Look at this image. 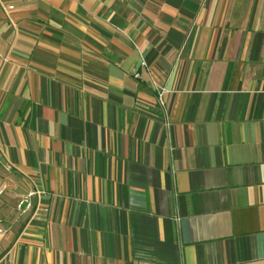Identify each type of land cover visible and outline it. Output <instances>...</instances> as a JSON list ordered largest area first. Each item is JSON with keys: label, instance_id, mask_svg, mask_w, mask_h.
Here are the masks:
<instances>
[{"label": "crops", "instance_id": "1", "mask_svg": "<svg viewBox=\"0 0 264 264\" xmlns=\"http://www.w3.org/2000/svg\"><path fill=\"white\" fill-rule=\"evenodd\" d=\"M0 166V264H264V0L0 1Z\"/></svg>", "mask_w": 264, "mask_h": 264}, {"label": "built area", "instance_id": "2", "mask_svg": "<svg viewBox=\"0 0 264 264\" xmlns=\"http://www.w3.org/2000/svg\"><path fill=\"white\" fill-rule=\"evenodd\" d=\"M0 1H13V0H0ZM15 1V0H14ZM17 1V0H16ZM20 1H28V2H33L34 0H20ZM16 8V5L11 3L8 6L9 10H13ZM138 75V74H137ZM160 89V93H159V100L161 102V104H163V94L165 93V88L163 86H159ZM5 188L0 189V196L4 193ZM44 193V191L42 189L36 188L35 190H32L28 193V195L20 201L19 203V208H21L23 205H25L24 208H22V211H24V209H32L34 207L39 206V201H35L34 198L35 197H39Z\"/></svg>", "mask_w": 264, "mask_h": 264}, {"label": "rangeland", "instance_id": "3", "mask_svg": "<svg viewBox=\"0 0 264 264\" xmlns=\"http://www.w3.org/2000/svg\"><path fill=\"white\" fill-rule=\"evenodd\" d=\"M3 169H4V171L6 170L7 172H10V170H11V169H9L8 167L6 168L5 166H4V167H1V166H0V178H1L0 189L5 188L4 193L0 196V201L3 199V196H5V194H6L8 191H10V186H11V183L9 182V180H7V179L3 180V178H4V175H3ZM5 177H6V175H5ZM6 178H7V177H6ZM35 189H36V187H33V188H31L29 191H27L26 193L22 194L20 200H18V202L16 203V205H17V209H18V210H22V208L25 207V205H23L21 208H19L18 205H19L20 201L23 200V199L28 195V193H29L30 191L35 190ZM35 199H36V197L34 198V200H35ZM35 201H36V200H35Z\"/></svg>", "mask_w": 264, "mask_h": 264}]
</instances>
